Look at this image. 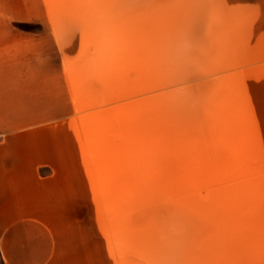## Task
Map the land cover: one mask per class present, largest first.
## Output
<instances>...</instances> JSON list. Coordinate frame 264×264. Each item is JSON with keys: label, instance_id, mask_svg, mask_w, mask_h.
<instances>
[{"label": "rangeland", "instance_id": "1", "mask_svg": "<svg viewBox=\"0 0 264 264\" xmlns=\"http://www.w3.org/2000/svg\"><path fill=\"white\" fill-rule=\"evenodd\" d=\"M0 65L52 220L115 264H264V0H0Z\"/></svg>", "mask_w": 264, "mask_h": 264}, {"label": "crops", "instance_id": "2", "mask_svg": "<svg viewBox=\"0 0 264 264\" xmlns=\"http://www.w3.org/2000/svg\"><path fill=\"white\" fill-rule=\"evenodd\" d=\"M13 81L0 65V264H115L98 245L85 244L83 223L52 220L54 208L45 198L52 202L62 176L41 173L33 143L19 137L28 127L14 121Z\"/></svg>", "mask_w": 264, "mask_h": 264}]
</instances>
